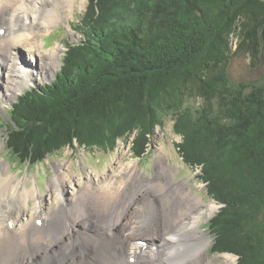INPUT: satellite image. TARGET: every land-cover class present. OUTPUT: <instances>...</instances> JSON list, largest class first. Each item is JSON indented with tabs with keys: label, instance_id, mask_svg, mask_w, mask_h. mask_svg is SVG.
I'll list each match as a JSON object with an SVG mask.
<instances>
[{
	"label": "trees",
	"instance_id": "16d2710c",
	"mask_svg": "<svg viewBox=\"0 0 264 264\" xmlns=\"http://www.w3.org/2000/svg\"><path fill=\"white\" fill-rule=\"evenodd\" d=\"M79 31L56 78L21 94L0 123L13 163L37 166L76 145L113 151L134 132L131 152L143 159L175 116L184 163L222 205L209 221L211 252L264 264V86L248 92L229 73L241 54L264 58V0H91ZM242 167L252 191L236 189ZM246 194L258 205L244 215Z\"/></svg>",
	"mask_w": 264,
	"mask_h": 264
},
{
	"label": "bare ground",
	"instance_id": "6f19581e",
	"mask_svg": "<svg viewBox=\"0 0 264 264\" xmlns=\"http://www.w3.org/2000/svg\"><path fill=\"white\" fill-rule=\"evenodd\" d=\"M73 6L72 0H0V23L4 24L0 25L4 31L0 36V75L7 78L6 83L11 79L6 74L18 70L14 51L19 46L28 44L33 49L31 61L43 57L40 53L51 60L56 58L57 54L41 49L37 37L62 20L63 9ZM38 22L40 31L35 27ZM20 68L22 79L26 67L21 64ZM31 69L28 67V74ZM130 168L125 172L129 180H109L91 194L94 209L86 206L85 210L77 200L87 194H71L68 199L63 193L72 179L60 175L52 182L53 191L60 190L59 198L54 196V209L45 214L50 198L46 200L39 193L37 184L29 188L25 180L8 171L9 165L1 162L0 264H218L217 258L205 257L210 248L207 237L194 232L204 207L194 195L184 191L185 184L152 182L146 186V194H134L131 187L138 169L136 165ZM168 168L163 162L158 174L172 169ZM88 183L82 185L83 190L88 191L93 181ZM158 187L160 195H151ZM91 189L97 190L98 185ZM161 197L160 205L156 200ZM180 202L186 204L180 206ZM208 208L212 210L214 205ZM226 256L235 259L233 255Z\"/></svg>",
	"mask_w": 264,
	"mask_h": 264
},
{
	"label": "rangeland",
	"instance_id": "374dc122",
	"mask_svg": "<svg viewBox=\"0 0 264 264\" xmlns=\"http://www.w3.org/2000/svg\"><path fill=\"white\" fill-rule=\"evenodd\" d=\"M72 3L74 5L72 9L68 8V6L67 9L65 8L62 10L60 16L62 20L59 23L55 24L50 30L47 28V31H43L39 34V37H37L39 46L43 51H47V54H57L54 60H51L50 58L48 59L49 56L40 53L39 55H42L43 57H40V59H38L39 61L36 59L31 61L30 53L33 52V49H31L28 44L19 46L14 51L18 70L12 69L9 74H6L11 77L10 82L8 83H6L7 78L4 79V77L0 75L2 77V81H0V94H2V96H0V123L5 124L7 122V111L10 109L11 103H14L21 94L26 90H29L30 87H38L40 84L52 82L56 78L57 73L62 67L63 58L65 57V52L67 50L66 45L68 43L78 44L83 40V32L79 30L81 20L86 14L91 0H72ZM49 8L52 9L53 6H50ZM31 16L33 18L35 14ZM0 25L4 24L0 23ZM35 27L40 31V22L36 23ZM55 49H57V52H54ZM3 55L6 57L5 53ZM21 64L26 67V72L22 71V79L19 74V71L22 70L20 68ZM28 67L32 68L30 70L31 74H28ZM229 73L234 86L240 84L245 87L248 86L247 90L250 92L256 89L255 87L258 85L264 86V58L256 63L250 59L249 56L241 54L233 59ZM15 85L18 86V89ZM3 94L5 96H3ZM200 104V100L192 99L191 101H187L186 107L192 106L195 111L199 108ZM174 126L175 116H165L164 125L162 127H157L155 134L151 137V143L149 144V149L147 151L148 153L143 159L135 158L134 155H132V143L137 135V132H134L128 139L119 141L117 148L113 151H100V149L92 151L85 148H79V146L76 145L77 149L75 148L71 150L66 148L63 152L51 156L45 162L37 164V166L27 167L13 163L12 156H10L4 149V141L7 134L6 128H0V163H4L7 167L9 165L10 169L8 171L13 173L18 179L25 180L26 185L29 188L37 184L40 190L39 193H43L44 197H47L45 198L46 200L50 198V205L44 210L45 214L50 212L51 208L54 209V201L56 199L54 196L59 198L60 190L56 188V192L53 191V188L55 187L52 182L59 178L60 175L65 178L67 177L70 180L72 179L70 182L71 184L66 182V186L68 184L69 186L63 193L64 196L66 195L68 197L71 194H87L84 199L77 200V203L80 204V206L82 205L84 210L86 209V206L93 208L92 198L90 199L91 194L98 192V190L107 184L109 180L114 177L119 181L129 180V174L126 175L125 172L131 169L130 165H136V168L138 169V176L137 178L135 177V181H133L134 187H131L134 194H146V186L152 182H160L163 185L172 183L175 185V181L176 183L178 182V186L181 183H184V191H187L189 195H194V197L198 199V202L202 204V207H204V210L198 219L199 225L194 232H201L207 237L206 241L210 244H208V248H210L204 253L206 259L210 260L217 258L218 264H238L239 256L235 254L227 252L214 254L211 252L214 240L209 231V221L217 212H219L222 205L218 204L212 196L208 195L205 184H203L199 178L200 171L189 168L184 163L176 146V144L182 141V137L176 133ZM164 155L167 156V159H163ZM163 162L172 169L167 173L158 174V170L163 165ZM240 169L241 175L237 170H233L232 173L233 179L236 180V189L243 191L245 188L252 191V186H248V180H246L248 177L247 174L250 176L249 170L244 167ZM247 171L248 173H246ZM227 175L229 174L227 173ZM91 180L93 181V184L89 190H83L82 185L85 186L88 182V184H90ZM94 185H98L97 190L91 189ZM254 185L255 188L260 191L257 184ZM159 189L160 187L155 189L151 195H160V193H158ZM66 192H68V195ZM51 197L53 198L52 200ZM150 198L154 199L155 197L152 196ZM161 199L162 197L159 198V201L158 198L156 200L160 205L162 204V202H160ZM136 203L138 204L140 201H136ZM184 204L186 203L180 202V206ZM211 204L214 205L212 210L208 208ZM247 205H251L254 208L258 205L252 194H246L245 201L241 202L243 209H240V211H242L244 215L246 214L245 209H249ZM254 210L252 209L253 212L251 215H254ZM237 211H239V209L236 210V208H234L232 210L235 214L238 213ZM28 215H30V211L28 212ZM83 223V220H81L79 225L82 227ZM252 226V223H250L248 231H251V229L254 228ZM238 227L235 228V230L233 229L234 234H237ZM257 230L259 231L258 239L263 241L264 229L260 225V228L258 227ZM229 254L233 255L235 259L230 260L226 256ZM121 258H123L122 255Z\"/></svg>",
	"mask_w": 264,
	"mask_h": 264
}]
</instances>
